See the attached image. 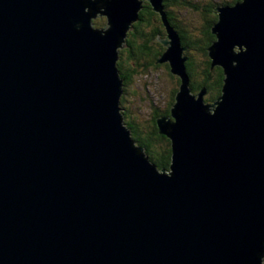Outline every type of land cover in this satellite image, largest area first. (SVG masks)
I'll list each match as a JSON object with an SVG mask.
<instances>
[{
    "label": "water",
    "instance_id": "1",
    "mask_svg": "<svg viewBox=\"0 0 264 264\" xmlns=\"http://www.w3.org/2000/svg\"><path fill=\"white\" fill-rule=\"evenodd\" d=\"M143 1L180 79L158 119L170 171L124 123L117 63ZM163 1L0 0V264H264V0L216 8L213 110Z\"/></svg>",
    "mask_w": 264,
    "mask_h": 264
},
{
    "label": "trees",
    "instance_id": "2",
    "mask_svg": "<svg viewBox=\"0 0 264 264\" xmlns=\"http://www.w3.org/2000/svg\"><path fill=\"white\" fill-rule=\"evenodd\" d=\"M182 1L184 2V10L197 15L202 14L201 12L203 11L200 12L198 8L194 7L191 1V3L189 0ZM239 1L241 0H236L230 5H233ZM164 4L168 5V0H164L162 5ZM148 6L154 10L151 3L148 1H143L142 10L139 13V21L133 25V30L128 33L126 38V48H124L126 52L120 50V58L117 64L120 75L124 80V85H126L127 81L130 80V76L128 75L130 70L124 69L126 55L129 61L135 63L136 68H139L141 67V61L143 60L142 56L150 54L151 51H149L148 48L152 47V43L159 37V35H165V33L168 35L167 26L163 20L162 14L154 10V12H156L158 15L153 14L154 16L148 17L146 13ZM208 7V10L211 12L215 9L216 5L211 1L208 2ZM210 12L209 15H202L203 17L200 19V25L198 27L193 24V27L189 29L187 28L186 32H180L179 38L181 40L182 47H188V49L191 50V52H186L184 54L187 57L185 65L191 79L193 92L197 93L202 89H205L207 97H204V100L210 104H213L222 95L225 75L222 68L217 66L212 67V60L209 57V48L212 43L217 40V37L212 33V26L217 23L219 19L218 15L211 16ZM140 20H142L144 23H139ZM134 30H136L139 34L141 33L140 35H144L142 37L143 43H140L141 48L138 47L139 44H137V42L139 41L134 34ZM155 42V48H158V53L151 56L153 60H156L166 51L163 49L164 47L162 41ZM138 50H141L142 54ZM194 52H197V54L200 56L199 59H193V56L195 55ZM177 80L178 87L173 95V101L161 116L169 117L171 115V110L175 103V97L180 86V79ZM158 115L159 113L153 119L152 127L145 125L140 128L139 124H135L136 122L134 117H131L130 114L125 113L124 123L131 131V136L135 144L144 150V153L150 159V161H152L159 170L170 171V166L172 164L171 142L167 136L160 134V129L158 126V119L160 116Z\"/></svg>",
    "mask_w": 264,
    "mask_h": 264
},
{
    "label": "rangeland",
    "instance_id": "3",
    "mask_svg": "<svg viewBox=\"0 0 264 264\" xmlns=\"http://www.w3.org/2000/svg\"><path fill=\"white\" fill-rule=\"evenodd\" d=\"M202 3L204 0H195ZM216 6L224 5L225 3H231L234 0H211ZM169 10L176 16L177 22L182 24H194L196 27L200 25V17L192 12L185 13L183 10H176L174 6L169 7ZM216 16V14H215ZM97 24V25H96ZM107 26V19L105 16H99L93 19V27L95 29H104ZM166 40L171 43L170 38ZM138 44V42H137ZM153 52H156L155 48L149 47ZM124 52L125 49H120ZM238 48L236 49V51ZM126 54V53H125ZM155 54V53H154ZM164 54V53H163ZM163 54L160 55L155 61L147 66L136 68V64L129 61L127 55L125 57V68L130 70V80L127 81L124 89V95L122 97V107L124 112L130 113L131 117H134L135 124H139V127L147 125L152 127L153 119L156 117L155 111H159V118L164 114V111L168 108V105L172 103V97L174 91L177 89V79L179 77L171 73L170 66H166L168 62L160 63ZM185 55V54H184ZM199 55L195 54L193 59H199ZM135 70H134V69ZM201 92V91H200ZM200 92L194 93L199 95ZM204 97H207L206 95ZM124 102V103H123ZM206 102V101H205ZM210 104L209 102H206ZM125 120V119H124ZM133 123V122H132Z\"/></svg>",
    "mask_w": 264,
    "mask_h": 264
},
{
    "label": "flooded vegetation",
    "instance_id": "4",
    "mask_svg": "<svg viewBox=\"0 0 264 264\" xmlns=\"http://www.w3.org/2000/svg\"><path fill=\"white\" fill-rule=\"evenodd\" d=\"M192 2V5L194 6V7H196V8H198L199 10H200V12L201 11H203V12H201L202 14L201 15H198L200 18L199 19H202V15H205V14H208L209 15V7H208V2H211V0H204L202 3H200V2H196L195 0H189V2ZM236 0H234L233 2H235ZM189 2H187V3H189ZM190 2V3H191ZM233 2H231V3H227L226 5H230V4H232ZM171 6H174V8L176 9V10H183L184 9V2L182 1V0H168V5H163V7H164V15H165V18H166V21H167V24H169L177 33H178V35H180V32H182V31H185L186 32V29L188 28H191V27H193V24H186V25H184V24H182L181 22H177L176 21V19H175V15L169 10V7H171ZM218 6H216L215 7V9L214 10H212L211 12H210V15L211 16H215V14H216V8H217ZM206 10H205V9ZM186 11V10H185ZM146 13H147V15H148V17H152V16H154L153 14H157L156 12H154V10L150 7V6H148L147 7V10H146ZM185 13H187L188 14V11H186ZM158 15V14H157ZM217 15V14H216ZM139 23H144V22H142V20H140V22ZM134 34H135V36H136V38L138 39V47L139 48H141L140 47V43L142 42V40H143V36L142 35H140L136 30H134ZM167 36L168 35H166V33H165V35L164 34H161V35H159V37L155 40V41H162V43H163V49H164V51L166 50V45H165V43L167 42V40H166V38H167ZM153 42L152 43V48H155V44H156V42ZM143 43V42H142ZM126 48V47H125ZM187 50L184 52V53H186V52H191V50H189L188 49V47H185ZM156 49V52H153L152 51V49H149L148 48V50L149 51H151L150 52V54H147V55H143L142 56V61H141V67H142V65L143 66H147V65H149L150 63H152V61L154 62L155 61V63L157 64V62H156V60H153L152 58H151V56L155 53V54H157L158 53V48H155ZM162 50V49H161ZM141 54H142V52H141V50H138ZM192 51H194V50H192ZM195 54H197V52H194ZM141 56V55H140ZM166 66L167 67H169L168 66V63L166 64ZM129 73V72H128ZM129 76H130V74H128ZM131 77V76H130ZM177 84H178V80H177ZM177 90V89H176ZM175 90V91H176ZM124 91H125V89H124ZM175 91H174V93H175ZM172 101H173V97H172ZM124 103V102H123ZM171 104V103H170ZM170 104L168 105V107L170 106ZM124 109V108H123ZM125 114H130V113H128V112H124ZM155 113H156V115L159 113V111H155ZM128 125V124H127Z\"/></svg>",
    "mask_w": 264,
    "mask_h": 264
},
{
    "label": "bare ground",
    "instance_id": "5",
    "mask_svg": "<svg viewBox=\"0 0 264 264\" xmlns=\"http://www.w3.org/2000/svg\"><path fill=\"white\" fill-rule=\"evenodd\" d=\"M210 108L213 110V109H216L217 107V101L214 102L213 104H209Z\"/></svg>",
    "mask_w": 264,
    "mask_h": 264
}]
</instances>
